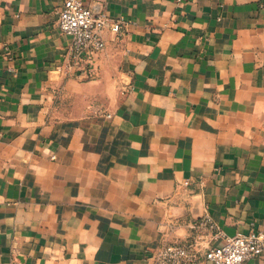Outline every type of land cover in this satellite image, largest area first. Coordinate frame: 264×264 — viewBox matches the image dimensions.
<instances>
[{
	"label": "crops",
	"instance_id": "1",
	"mask_svg": "<svg viewBox=\"0 0 264 264\" xmlns=\"http://www.w3.org/2000/svg\"><path fill=\"white\" fill-rule=\"evenodd\" d=\"M64 1L0 0V264L263 230L264 0H83L123 31L73 73Z\"/></svg>",
	"mask_w": 264,
	"mask_h": 264
},
{
	"label": "built area",
	"instance_id": "2",
	"mask_svg": "<svg viewBox=\"0 0 264 264\" xmlns=\"http://www.w3.org/2000/svg\"><path fill=\"white\" fill-rule=\"evenodd\" d=\"M59 27L70 38V60L64 73H73L84 60H95L105 49L103 32L111 30L117 35L123 31V21L111 18L106 12L92 10L83 0H65L59 13ZM196 235L182 245H167L154 255V264H199L200 260L212 264H243L264 253V229L233 236L220 232L210 217L194 223ZM212 237L208 240V236ZM222 237L220 245L212 241Z\"/></svg>",
	"mask_w": 264,
	"mask_h": 264
}]
</instances>
